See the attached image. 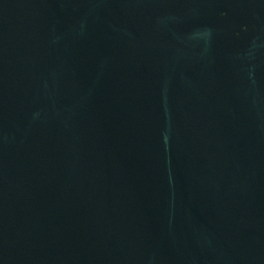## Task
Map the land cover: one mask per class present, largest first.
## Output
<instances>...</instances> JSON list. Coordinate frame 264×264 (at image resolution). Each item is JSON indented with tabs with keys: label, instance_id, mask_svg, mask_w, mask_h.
Instances as JSON below:
<instances>
[{
	"label": "water",
	"instance_id": "95a60500",
	"mask_svg": "<svg viewBox=\"0 0 264 264\" xmlns=\"http://www.w3.org/2000/svg\"><path fill=\"white\" fill-rule=\"evenodd\" d=\"M0 264H264V0H0Z\"/></svg>",
	"mask_w": 264,
	"mask_h": 264
}]
</instances>
